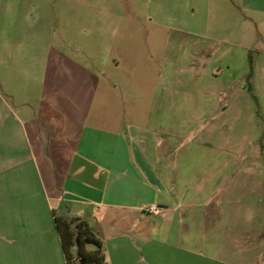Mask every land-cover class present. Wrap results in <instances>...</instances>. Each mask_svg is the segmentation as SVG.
Returning a JSON list of instances; mask_svg holds the SVG:
<instances>
[{"label":"crops","instance_id":"crops-1","mask_svg":"<svg viewBox=\"0 0 264 264\" xmlns=\"http://www.w3.org/2000/svg\"><path fill=\"white\" fill-rule=\"evenodd\" d=\"M245 3L258 25L264 0ZM26 48L18 35L0 42V264H68L56 215L85 220L106 264H264V239L251 240L264 227L262 127L241 88L226 109L184 121L197 100L182 101L171 73L158 100L182 101L173 120L157 101L148 118L105 115L100 91L113 97L112 86L83 50ZM254 60L251 84L264 91V52Z\"/></svg>","mask_w":264,"mask_h":264},{"label":"rangeland","instance_id":"rangeland-1","mask_svg":"<svg viewBox=\"0 0 264 264\" xmlns=\"http://www.w3.org/2000/svg\"><path fill=\"white\" fill-rule=\"evenodd\" d=\"M245 5V0H0V42L18 35L25 52L31 41L49 39L58 48L69 42L71 55L83 50L96 79L112 86L113 97L100 91L98 108L105 115L148 118L157 101L165 105L157 107V115L173 120L178 102L197 100L182 110L186 121L191 113L226 109L241 88L262 127L257 144L264 162V91L254 89L258 115L247 86L253 70L261 71L254 57L264 52V16L256 15L259 24H254ZM171 73L182 78V101L161 102L158 96L167 93ZM219 98L214 108L207 102ZM200 99L206 102L198 104ZM110 102L120 105L111 108ZM257 238L264 239L255 235L252 242Z\"/></svg>","mask_w":264,"mask_h":264},{"label":"trees","instance_id":"trees-1","mask_svg":"<svg viewBox=\"0 0 264 264\" xmlns=\"http://www.w3.org/2000/svg\"><path fill=\"white\" fill-rule=\"evenodd\" d=\"M251 77L252 74L248 79ZM247 86L257 101V113L260 115L259 100L250 81ZM55 218L68 264H106L103 243L85 220L69 215H56ZM261 235L264 238V228ZM89 244H95L97 249L89 250Z\"/></svg>","mask_w":264,"mask_h":264},{"label":"built area","instance_id":"built-area-1","mask_svg":"<svg viewBox=\"0 0 264 264\" xmlns=\"http://www.w3.org/2000/svg\"><path fill=\"white\" fill-rule=\"evenodd\" d=\"M148 213L155 216H163L166 213V210L160 205L153 204L147 209Z\"/></svg>","mask_w":264,"mask_h":264}]
</instances>
